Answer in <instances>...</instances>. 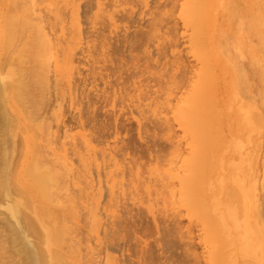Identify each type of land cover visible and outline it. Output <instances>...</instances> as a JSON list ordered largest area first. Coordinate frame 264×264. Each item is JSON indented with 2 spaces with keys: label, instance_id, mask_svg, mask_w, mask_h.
Returning a JSON list of instances; mask_svg holds the SVG:
<instances>
[{
  "label": "rangeland",
  "instance_id": "obj_1",
  "mask_svg": "<svg viewBox=\"0 0 264 264\" xmlns=\"http://www.w3.org/2000/svg\"><path fill=\"white\" fill-rule=\"evenodd\" d=\"M9 1L0 58L30 85L0 144L53 171L36 233L63 263L264 264V0Z\"/></svg>",
  "mask_w": 264,
  "mask_h": 264
},
{
  "label": "bare ground",
  "instance_id": "obj_2",
  "mask_svg": "<svg viewBox=\"0 0 264 264\" xmlns=\"http://www.w3.org/2000/svg\"><path fill=\"white\" fill-rule=\"evenodd\" d=\"M12 2H13V0H12ZM17 2H19V0ZM4 3H5V1H4ZM14 3L15 2H13V4ZM20 3H21V1H20ZM17 4H15V5H17ZM22 5H24V4H22ZM22 5H19V8L22 7ZM4 7H5V9H7L5 5H4ZM16 8H18V7H16ZM8 9H10V8H8ZM8 9L7 10L3 9L4 11L1 10V13H0V46L3 45L2 48H4L7 45V43H9L8 42L9 41L8 40L9 36H8V39H7L6 36L10 33V31L12 32V30H13V32L11 34L14 33L13 36H16L17 35L16 32L18 30H20V29H18V28H20L19 27V22L20 21L17 22L16 19L19 18L18 20H20V18L21 19L23 18V17H18L17 15L19 13L17 14L16 12H13V14L16 13L15 17H14V15L10 14L12 12V10L9 13L10 10L8 11ZM18 9H16V10H18ZM22 11L25 12V10H22ZM17 12H19V11H17ZM27 16H28V14H27ZM24 18L26 19L27 17L25 16ZM15 20H16V23H17V27H15V24H16ZM26 21H27V19H26ZM20 25H22V24H20ZM15 28H17L18 30L15 31ZM23 28L24 27L22 25L21 29H23ZM23 31H22V33H23ZM19 32L20 31H18V34H19ZM31 32H32V30H31ZM36 33L39 34L40 31L39 32L37 31ZM39 35H41V34H39ZM20 36H22V34ZM27 37H30V34ZM31 37H33V36H31ZM14 38H17V37H14ZM14 38H12V39H14ZM41 38L36 40V42L35 41L32 42V43L35 44V46H34V48H33V46L31 48L33 53H34L33 54V58L37 57V58H35V60L36 59L37 60L40 59L38 61L36 60L37 62H34L36 64L38 63L36 65L37 67L34 65L35 66L34 71H30V74L32 75V76L30 75V77H31L32 80L30 78L28 79V80L32 81L30 83H33L32 85L34 87H36V85H43V82L44 81L46 82V80H45L46 78L45 77H46L47 72L48 73L50 72V71H47V70L49 69L48 66L50 65L51 62H49V64H47V65L46 64L43 65L44 58H45L44 57V55H45L44 52L46 50V46H45V43H44V41H45L44 38H42V39ZM32 39H30V41ZM40 39H41V41L43 40V43H44L43 45H42V42H40ZM18 40H20V39H18ZM10 41L12 42L13 40H10ZM19 42H21V41H19ZM28 42H29V39L25 43L28 44ZM32 43H29V44H32ZM26 44L23 43L22 45L25 47ZM22 45H21V47H22ZM7 46L9 47V45H7ZM24 47H22V49H24V51L21 50L19 52L20 49L19 48H18L19 50L16 49V50H18V52L16 51L15 54L18 53L17 54L18 58H21L20 53L25 52L26 48H24ZM29 47H30V45H29ZM10 48H11V46H10ZM47 48H49V47H47ZM7 51H8V49H7ZM10 51L12 52V49H10ZM4 52H6V51L4 50ZM26 52H28V51L26 50ZM42 52H43V55H42ZM6 53L8 54V57L5 56L6 54H4V56L6 58H9L10 57V55H9L10 52L9 53L6 52ZM30 53L32 55L31 51H29L28 55ZM23 55H26V53L22 54V57H23ZM6 58H3V60L5 61ZM11 58H13V57L11 56ZM25 58H24V60H25ZM3 60L0 58V87H1V89L3 91L4 96H1V94H2L1 93L0 94V98L2 97L1 99L4 100L3 103H4L5 107L8 106V108L12 112H14L16 116H18V115H20L19 114L20 111L17 109V102H20V100L23 99L22 96L24 94L21 95L22 94L21 92L24 91V88H25V91L28 90L27 88H28V86L30 84L27 86L25 84V82H24V80H26L28 76L26 77V79L23 80V76H22L23 72H21L22 70L20 71V73H22V74H20L18 72V70H20V69L16 70L17 72L14 70V68L12 70L11 68L14 67V66H11L12 63H11V65L9 66V68L5 72L4 71L5 70V62ZM14 60H16V58H14ZM20 60L22 61V58ZM8 61H10V60L8 59ZM12 61H13V59H12ZM18 61L19 60L15 61L16 64H17ZM25 61H28V60H25ZM20 63H22V65H24L23 64L24 62H20ZM34 63H32V64H34ZM26 65L29 66L28 63ZM26 65H24V66H26ZM52 67H53V70L57 69L56 66L53 63H52ZM21 68L24 69L23 66ZM23 71H26V69L23 70ZM45 71H46V74H45ZM16 74H18L17 75L18 77H15ZM26 75H24V78H25ZM47 78H48V75H47ZM45 82H44V85H45ZM21 89H23V90L21 91ZM31 91H32V88H31ZM18 92L21 93V94H19ZM29 96H32V95L30 94ZM3 97H4V99H3ZM1 103H0V105H1L0 108L2 110L0 109V123H1V128H2L1 132L3 133L4 124H5L6 120L8 119V115H7L8 112L5 110V108H2V107H4V105L1 104ZM20 103H23V101H21ZM18 106H19V103H18ZM22 145H23V143H22ZM25 147H26V150H28V145L27 144H26ZM8 152L9 151H8V148L6 147V143L2 142L0 144V205L2 206L3 202H4V204H6V205H4L5 206V210L4 211H6L7 213H4V214H6L5 216H7V217H3L4 215H0V217L1 216L3 217V218H0V219H3V220H0L2 222V224L0 223L1 224L0 228L2 227V229L0 231V250H1L0 251V253H1L0 255L3 256V254H6L7 256L6 257L4 256L5 258L4 257L2 258L0 256V260H1L0 262H2V260H6L7 259L6 261H3L2 263L3 264H65V263H67V262H65L66 259H64V263H63V258L60 256V254L56 250L52 249V247L50 246V242H53L51 240V237L53 236L52 239L57 242L56 239L60 240L59 234L54 233L52 231L55 235L53 234L52 236L51 235L49 236L48 233H45V231H46V229H45L43 233H40L41 234V236H40L38 233L41 232V230H40L38 224H36L37 222L40 221V217H39L40 215L39 214H40V211H41V204L39 202H41V201H39V200L43 199V201H45V200L49 199V197H51V192H52V189H53L52 187L54 185L53 182H54V179H55L53 171L50 168H48L47 166L38 163L36 160L30 159V157H29L30 156V152L26 151V153L23 155V159L20 162L19 166L17 164L15 169H14V171H16L17 173L19 172V174L24 176V180H25V177L30 180L29 181L27 179L30 183H27L26 185H22V184L18 183L17 176L16 175H15L16 177L14 176V171L12 170L13 167L11 169L10 160H9L10 154ZM18 160L19 159H17V162H18ZM190 179L192 181V178H190ZM191 181L188 179V184L187 183L183 184V185L187 184L188 186H186V187L190 188V189L188 188V190H187L188 192L187 193L190 192L192 194L199 195L198 193H200V192L194 193V191L196 192L199 188L196 189V190L193 189L195 187L193 185L195 182L192 181V183H193L192 184ZM197 187H195V188H197ZM191 189H193V191H191ZM15 194L22 196L21 198L23 199V201L14 199V196H16ZM192 194H190V195L192 196ZM201 197L202 196L200 194V198ZM196 199H194V200H196ZM199 199L196 200V201L192 200V204H193V201L197 202V204L192 205L193 210H195L194 213L197 212L196 211L197 208L199 209V207H198L199 205L203 206L205 208L204 204L201 205L200 203H198V202H201V200H199ZM1 202H2V204H1ZM26 209L30 210L29 212H31V214H29ZM0 210H2V209L0 208ZM201 210H202V208H201ZM208 210H210V206H209ZM4 211H2V212H4ZM31 215H33L34 217H32ZM196 215H198V213ZM12 220L15 221V222H13ZM16 224H18V225H16ZM36 228L37 229L39 228V232L36 231ZM29 232H32V233H29ZM36 232H38V233H36ZM52 232L50 234H52ZM34 233H36L37 236L39 235L38 236V241H35V239H37V238H35L34 241H33L32 237H31V239L33 241L32 242V241H30V239H28V234H34ZM257 244H258V242H257ZM258 247H259V245H258ZM258 247H257V249L262 250L261 249L262 247H259V248Z\"/></svg>",
  "mask_w": 264,
  "mask_h": 264
}]
</instances>
